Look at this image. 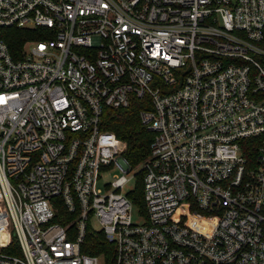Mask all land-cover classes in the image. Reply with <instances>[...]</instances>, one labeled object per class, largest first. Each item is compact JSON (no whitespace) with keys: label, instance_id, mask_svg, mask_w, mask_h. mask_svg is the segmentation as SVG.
<instances>
[{"label":"built area","instance_id":"obj_1","mask_svg":"<svg viewBox=\"0 0 264 264\" xmlns=\"http://www.w3.org/2000/svg\"><path fill=\"white\" fill-rule=\"evenodd\" d=\"M0 264H264V0H0Z\"/></svg>","mask_w":264,"mask_h":264},{"label":"trees","instance_id":"obj_2","mask_svg":"<svg viewBox=\"0 0 264 264\" xmlns=\"http://www.w3.org/2000/svg\"><path fill=\"white\" fill-rule=\"evenodd\" d=\"M12 32L14 33L10 43L14 47H19L23 41L22 34H18L14 30ZM144 104L139 100L132 103L127 109L115 110L109 108L106 109L103 117L104 129L115 133L118 139L127 144L125 156L132 167H137L146 160L154 139V134L143 125L140 119V111L145 108ZM137 179L139 186L130 192L129 197L132 203L139 206L145 214L143 176L140 175ZM88 241L92 246L84 248V253L98 257H104L105 254H114L113 245L106 241L102 232L89 230Z\"/></svg>","mask_w":264,"mask_h":264},{"label":"rangeland","instance_id":"obj_3","mask_svg":"<svg viewBox=\"0 0 264 264\" xmlns=\"http://www.w3.org/2000/svg\"><path fill=\"white\" fill-rule=\"evenodd\" d=\"M139 168H137L135 171L139 172ZM105 179H107L106 181H103L100 183V188L104 189V185L108 182L109 177H106ZM139 186V182L137 178H133L130 183L128 184V186L125 188V192L127 193L130 189L134 190L135 188H137ZM132 192V191H131ZM133 221L135 224H139V225H144L146 223V218L142 212V209L139 206H134L133 208ZM93 226L95 229H100V225L98 223L97 220L93 221Z\"/></svg>","mask_w":264,"mask_h":264}]
</instances>
